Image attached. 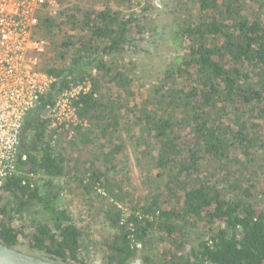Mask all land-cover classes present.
<instances>
[{"label":"trees","instance_id":"obj_1","mask_svg":"<svg viewBox=\"0 0 264 264\" xmlns=\"http://www.w3.org/2000/svg\"><path fill=\"white\" fill-rule=\"evenodd\" d=\"M72 1L61 0L56 17L42 13L32 31L47 42L36 70L56 83L27 115L20 174L0 189V243L86 264L88 234L57 205V183L69 176L88 199L104 187L115 201L98 207L113 231L100 241L104 264H264V191L254 179L264 169V0H169L181 15L168 37L179 55L147 81L127 55L140 51L156 3ZM86 79L80 123L62 144L41 113ZM122 132L137 154L138 199L121 188L127 174L110 176ZM115 179L121 190L109 193ZM35 209L46 220L26 233L24 216Z\"/></svg>","mask_w":264,"mask_h":264},{"label":"built area","instance_id":"obj_2","mask_svg":"<svg viewBox=\"0 0 264 264\" xmlns=\"http://www.w3.org/2000/svg\"><path fill=\"white\" fill-rule=\"evenodd\" d=\"M60 10L61 0H0V189L20 174V137L27 115L56 83L55 77L36 70V56L45 52L47 42L32 38V31L42 13L56 17ZM90 89L86 79L54 94L41 113L49 119L50 129L70 139L72 128L80 123L75 104ZM30 177L33 186L37 175Z\"/></svg>","mask_w":264,"mask_h":264},{"label":"rangeland","instance_id":"obj_3","mask_svg":"<svg viewBox=\"0 0 264 264\" xmlns=\"http://www.w3.org/2000/svg\"><path fill=\"white\" fill-rule=\"evenodd\" d=\"M72 2L74 3V0ZM163 2L166 4L165 7L157 0L152 1L153 5L156 3L157 8L160 10L158 12H154L152 20H148L143 24L146 26V32L142 35L144 40L139 44L140 51L138 53L135 52L132 55H127L128 60L130 59L133 64H135L140 74L143 75L142 77H144L146 81L154 79L159 73H162L165 69L174 64L179 55L177 53L178 47L175 43L170 42V38L168 37L171 35L172 30H174L177 26L176 21L181 19V15L180 12L172 8L173 2H170L169 0H164ZM121 138L122 140H125L126 146H124L123 152L119 151V154H117V156L115 155V158L112 159V170L110 172V176L113 175L114 178H119L123 173L127 174L129 180L125 179L124 184H126V186H122L121 188L126 192L133 191V197L138 199V196H141L144 189L141 188L140 179L138 178V169L135 159V156L137 155L136 150L133 148V144L127 139L124 132H122ZM63 140L62 144H65L69 139H66L64 136ZM53 142L57 141L53 140ZM115 143H118V141H114V144ZM95 149L96 148H92V151ZM101 149L106 152L109 148L107 146H102ZM123 161L125 165H122ZM119 162L121 164H119ZM122 167H124L123 171H121ZM113 171L114 174L116 172L120 173L114 175ZM153 173L155 175L156 172ZM74 174L76 175V172H74ZM67 177L63 180V182L57 183L58 186L61 185L62 187L57 198V205L58 207L62 206L63 208H67L77 220L78 224L84 227L86 233L88 234V236L84 238V243L87 246V249L84 253H82V261L86 264H104L102 260V246L100 245V241L113 231L107 229L103 220V214L102 212H99L100 208L98 207L105 203L115 204V201L112 197H110L104 187L99 190L96 189V191H92L93 198L88 199L89 196L82 190H75L77 188L76 183L73 179L67 180ZM254 179L255 181H258L259 186L262 187V190L264 191V169L260 175L255 176ZM64 181L66 182L64 183ZM115 181L117 180L115 179ZM114 183H116V186L114 187L113 183H111V187L108 188L109 193L113 190L114 192L121 190L117 187L119 185V181ZM57 192H59V190H57ZM27 211L28 212L23 219L27 222V227L25 228L26 233L29 232V226H31L32 223L46 220V216H43L40 210L35 209V212L33 210ZM123 211L125 214L128 213L126 208H124ZM20 222L22 223L24 221ZM27 249L28 248L25 244L16 247V250L19 252L34 256L29 252V249ZM131 264L141 263L138 260H133Z\"/></svg>","mask_w":264,"mask_h":264},{"label":"water","instance_id":"obj_4","mask_svg":"<svg viewBox=\"0 0 264 264\" xmlns=\"http://www.w3.org/2000/svg\"><path fill=\"white\" fill-rule=\"evenodd\" d=\"M0 264H57L19 252L0 243Z\"/></svg>","mask_w":264,"mask_h":264}]
</instances>
